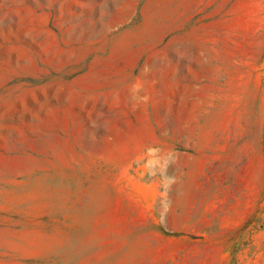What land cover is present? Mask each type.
Returning <instances> with one entry per match:
<instances>
[{
  "label": "rangeland",
  "instance_id": "rangeland-1",
  "mask_svg": "<svg viewBox=\"0 0 264 264\" xmlns=\"http://www.w3.org/2000/svg\"><path fill=\"white\" fill-rule=\"evenodd\" d=\"M0 264H264V0H0Z\"/></svg>",
  "mask_w": 264,
  "mask_h": 264
},
{
  "label": "crops",
  "instance_id": "crops-1",
  "mask_svg": "<svg viewBox=\"0 0 264 264\" xmlns=\"http://www.w3.org/2000/svg\"><path fill=\"white\" fill-rule=\"evenodd\" d=\"M193 138H196V134H195V132H194Z\"/></svg>",
  "mask_w": 264,
  "mask_h": 264
}]
</instances>
